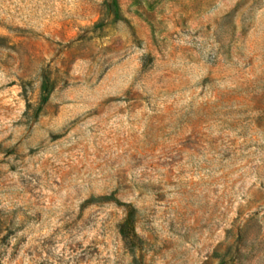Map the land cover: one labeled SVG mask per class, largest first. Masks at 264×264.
Returning <instances> with one entry per match:
<instances>
[{
  "label": "rangeland",
  "instance_id": "rangeland-1",
  "mask_svg": "<svg viewBox=\"0 0 264 264\" xmlns=\"http://www.w3.org/2000/svg\"><path fill=\"white\" fill-rule=\"evenodd\" d=\"M141 263L264 264V0H0V264Z\"/></svg>",
  "mask_w": 264,
  "mask_h": 264
},
{
  "label": "trees",
  "instance_id": "trees-1",
  "mask_svg": "<svg viewBox=\"0 0 264 264\" xmlns=\"http://www.w3.org/2000/svg\"><path fill=\"white\" fill-rule=\"evenodd\" d=\"M45 90L49 93V88L44 85ZM48 93H45L42 98V102H45L48 99ZM115 200L119 204H122L126 208V215L120 225V234L122 239L125 242L126 247L132 252L136 253L143 248L144 239L139 235L136 230V221H137V208L127 202H121L118 197L115 196L114 192L110 195H104L100 197H90L87 202H92L94 200ZM143 264V263H141Z\"/></svg>",
  "mask_w": 264,
  "mask_h": 264
}]
</instances>
